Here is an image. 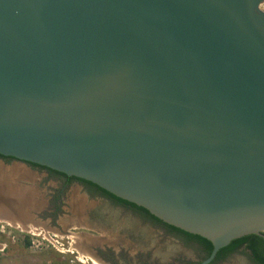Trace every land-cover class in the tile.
<instances>
[{"label":"water","instance_id":"1","mask_svg":"<svg viewBox=\"0 0 264 264\" xmlns=\"http://www.w3.org/2000/svg\"><path fill=\"white\" fill-rule=\"evenodd\" d=\"M263 0H0V155L91 182L213 252L264 236Z\"/></svg>","mask_w":264,"mask_h":264},{"label":"flooded vegetation","instance_id":"2","mask_svg":"<svg viewBox=\"0 0 264 264\" xmlns=\"http://www.w3.org/2000/svg\"><path fill=\"white\" fill-rule=\"evenodd\" d=\"M106 193L83 179L0 155V226L67 240L98 264H204L210 258L205 242ZM208 264L257 263L244 244Z\"/></svg>","mask_w":264,"mask_h":264},{"label":"built area","instance_id":"3","mask_svg":"<svg viewBox=\"0 0 264 264\" xmlns=\"http://www.w3.org/2000/svg\"><path fill=\"white\" fill-rule=\"evenodd\" d=\"M259 10L264 13V0L259 4ZM0 234L13 243L22 240L35 251L57 250L62 257L61 262L48 264H96L80 255L69 243L66 245L57 238H48L33 231L14 229L5 225L0 226ZM6 248L7 243L3 245L2 251Z\"/></svg>","mask_w":264,"mask_h":264},{"label":"rangeland","instance_id":"4","mask_svg":"<svg viewBox=\"0 0 264 264\" xmlns=\"http://www.w3.org/2000/svg\"><path fill=\"white\" fill-rule=\"evenodd\" d=\"M60 241L67 245V240ZM6 243L7 248L1 251L3 245ZM61 259V255L55 249L35 251L30 249L25 242H22V240L13 243L8 240L7 237L0 234V264H48L59 263L61 262ZM93 262L97 263L95 261Z\"/></svg>","mask_w":264,"mask_h":264},{"label":"trees","instance_id":"5","mask_svg":"<svg viewBox=\"0 0 264 264\" xmlns=\"http://www.w3.org/2000/svg\"><path fill=\"white\" fill-rule=\"evenodd\" d=\"M106 192V191H105ZM108 194L109 196L119 200L120 202H126V201H123V200H120L116 197H114L113 195L109 194V193H106ZM128 203V202H126ZM128 204H131V203H128ZM134 208H137V209H140L144 212H146L147 214H150L148 211H146L145 209L141 208V207H138L134 204H131ZM150 216L152 218H154L155 220H157L158 222H162L161 220L157 219L156 217H154L153 215L150 214ZM164 223V222H162ZM166 224V223H164ZM166 226L178 233H180L181 235L187 237V238H197L199 241H203L205 242L208 246H209V254L211 255L212 251H213V244L208 241L207 239L205 238H202L200 236H197V235H192V234H189L187 232H184L180 229H177L175 227H172L170 225H167ZM246 245L247 249L252 253V256L254 258V260L256 261L257 264H264V236L262 235H257V234H251V235H247V236H244V237H241L239 239H236V240H233L227 247L221 249L219 251L218 254H221L222 252L223 253H228L242 245Z\"/></svg>","mask_w":264,"mask_h":264}]
</instances>
